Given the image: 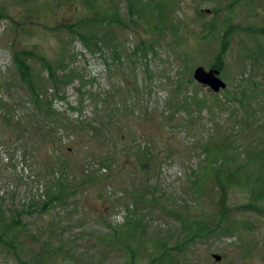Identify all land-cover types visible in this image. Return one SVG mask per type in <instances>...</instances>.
Wrapping results in <instances>:
<instances>
[{
  "label": "rangeland",
  "instance_id": "rangeland-1",
  "mask_svg": "<svg viewBox=\"0 0 264 264\" xmlns=\"http://www.w3.org/2000/svg\"><path fill=\"white\" fill-rule=\"evenodd\" d=\"M156 1L159 29L162 13L129 15L127 0H0V264H150L157 245L174 243L171 212L196 201L223 230L196 241L188 264H264V215L243 208L248 184L233 179L223 194L209 177L200 198L193 185L208 143L231 144L223 173L251 151L260 156L243 171L264 172V0L142 3ZM76 15L99 18L82 29L109 43L75 37L65 25ZM211 16L235 26L224 55L221 35L203 29ZM28 48L39 54L29 59L37 105L12 64ZM218 55L225 87L212 92L192 73Z\"/></svg>",
  "mask_w": 264,
  "mask_h": 264
},
{
  "label": "trees",
  "instance_id": "trees-1",
  "mask_svg": "<svg viewBox=\"0 0 264 264\" xmlns=\"http://www.w3.org/2000/svg\"><path fill=\"white\" fill-rule=\"evenodd\" d=\"M238 2V0H235ZM232 4V3H231ZM128 5V12L129 15H136L137 17H140L142 14L146 12L147 9L150 12V14L162 13L164 18L158 14V16L162 19H160V23L153 26L154 29H159L161 26H163V21L166 18V15L164 14L165 9V2L162 1H156L155 3H142V0H127ZM226 8H230V3L227 4ZM106 14H109L111 12V19L115 22L122 23L118 18V14L113 12V10L106 11ZM114 13V14H113ZM92 21H95V24L99 22V18L96 17H85V16H78L76 15V18L74 19L72 24H67L65 27L71 31V33L79 38L87 47H97L99 43L102 41L104 44L109 43V39L107 38V33H102V35L99 36V34L94 31L92 28L86 32V29H82V27L92 26L90 23ZM217 21V18L214 16L210 18V20L203 24V29L206 30V32L209 35H213L215 33H218V35H221L220 37V53L224 55L229 51L228 48V42L230 40L231 32L235 29V26L229 25L226 27H222L219 25ZM159 25V27H158ZM144 45L143 41L139 43V47H142ZM264 52V51H263ZM12 64L15 68V71L18 75V78L21 83L27 86L28 91L32 97V101L34 104H39L43 102L41 93L39 90L35 87V78H34V72L30 65L29 59L34 58L36 56H39L38 52H36L32 48L28 49H20V50H14L12 51ZM115 53V52H114ZM115 56V54H114ZM221 55L216 56L210 63L211 68L218 69L219 72L221 70ZM61 64V63H60ZM59 64V65H60ZM46 65V71L48 73V78L52 80L53 83L56 82V75H55V68L53 67L52 63L45 62ZM65 78L68 77L67 80H69L72 76V72L65 73ZM6 85V82L3 80H0V86ZM93 97V95H92ZM199 102H204L203 98L198 99ZM227 141H231V138L227 136L225 138ZM205 152H206V158H208V164H205V168L202 170V175L198 179H196V184H193L195 187L196 195L200 198L201 194V185L202 183L206 182V180L209 177H212L216 181V185L219 187L220 191L225 194L227 188H229V185L231 184V180L238 179L237 183L248 184L247 190H248V196H247V202L244 203L243 208L247 209V211H258L260 214L264 215V172L262 168L260 167L257 169H253L252 174H248L243 171L245 168H249L247 163H250L253 165L254 161H256L259 158V154L256 151H251L247 155V161L244 163H237L234 164V168L227 170L223 173V166L228 165L225 164L227 159L229 158L228 155H230V146H227L226 144L219 145V147L216 145L213 147L211 144H206ZM227 151V152H226ZM228 154V155H227ZM222 156L224 159L220 161L219 164L213 165L212 163L216 161L215 159L218 156ZM213 156L212 158H210ZM232 163L236 161L235 158L230 157L229 158ZM251 167V166H250ZM247 186V185H246ZM57 193L56 195H53L52 198L58 197V194H61V188H63V185L59 184V186H56ZM145 188V185L142 186V189ZM154 193V192H153ZM152 193V194H153ZM143 194V193H141ZM154 195V194H153ZM149 197V200L157 201L154 199V196ZM158 196V195H156ZM263 200V201H262ZM49 201V200H48ZM45 201L43 203V208L47 207L49 205V202ZM220 204L222 203V198L219 201ZM225 209L222 208V213L220 215H224ZM171 215L174 219H176L179 222V226L177 228V233L174 238V243L170 246L168 245V241L164 240L159 245H157V248L155 250L156 257L152 258L150 261V264H154V261H157V264H188L187 254H190V249L192 246H194V243L199 240H204L210 236H217L220 234L223 230V226L221 224H216L215 221H211L208 213L204 210V208L196 201L192 208L189 207H181L179 209H176L175 211L171 212ZM130 223V226L134 229H136L138 226H141L140 219L136 217H129L127 220ZM227 228V227H226ZM230 232V231H229ZM233 232V231H232ZM167 241V242H166ZM15 245V244H14ZM190 264V263H189Z\"/></svg>",
  "mask_w": 264,
  "mask_h": 264
},
{
  "label": "water",
  "instance_id": "water-1",
  "mask_svg": "<svg viewBox=\"0 0 264 264\" xmlns=\"http://www.w3.org/2000/svg\"><path fill=\"white\" fill-rule=\"evenodd\" d=\"M192 77L197 83L207 86L212 92H218L225 87V82L219 77V70L215 68L205 69L198 65L194 68ZM211 256L215 261L222 258L217 253H212Z\"/></svg>",
  "mask_w": 264,
  "mask_h": 264
}]
</instances>
